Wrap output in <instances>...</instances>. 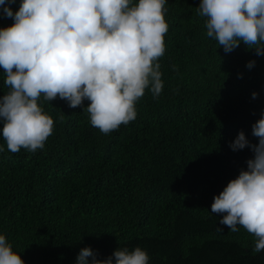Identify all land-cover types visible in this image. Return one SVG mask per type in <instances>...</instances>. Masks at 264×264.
Wrapping results in <instances>:
<instances>
[{
	"label": "trees",
	"instance_id": "trees-1",
	"mask_svg": "<svg viewBox=\"0 0 264 264\" xmlns=\"http://www.w3.org/2000/svg\"><path fill=\"white\" fill-rule=\"evenodd\" d=\"M200 2L167 0L163 88L156 98L145 90L134 121L105 135L84 110L90 101L70 108L41 98L54 131L35 153H11L0 121V235L25 264H77L86 247L98 260L140 247L149 264H264L256 238L211 211L254 159L251 148L229 145L241 131L258 144L264 55L243 42L226 53L207 36ZM20 4L9 5L13 13ZM13 23L0 6V28ZM5 79L0 68V97Z\"/></svg>",
	"mask_w": 264,
	"mask_h": 264
},
{
	"label": "clouds",
	"instance_id": "clouds-1",
	"mask_svg": "<svg viewBox=\"0 0 264 264\" xmlns=\"http://www.w3.org/2000/svg\"><path fill=\"white\" fill-rule=\"evenodd\" d=\"M0 0L3 16L14 23L0 28V68L9 91L0 97L2 136L11 153L43 149L54 131L53 118L38 103L58 97L70 108H84L90 123L107 135L134 121L136 103L149 89L156 98L163 82L159 59L164 55L167 0ZM207 36L226 53L241 42L264 55V0H201ZM249 61L247 67H254ZM252 93V98L257 97ZM258 144L241 131L229 146L251 148L247 170L214 197L212 213L232 232L243 227L255 240L254 253L264 251V116L252 126ZM4 151L0 147V152ZM149 264L136 247L117 249L105 260L91 248L81 249L77 264ZM0 264H25L0 235Z\"/></svg>",
	"mask_w": 264,
	"mask_h": 264
}]
</instances>
